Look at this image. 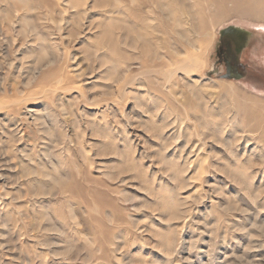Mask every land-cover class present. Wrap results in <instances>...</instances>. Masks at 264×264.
<instances>
[{
  "label": "rangeland",
  "instance_id": "374dc122",
  "mask_svg": "<svg viewBox=\"0 0 264 264\" xmlns=\"http://www.w3.org/2000/svg\"><path fill=\"white\" fill-rule=\"evenodd\" d=\"M96 1L0 0V264H264V20Z\"/></svg>",
  "mask_w": 264,
  "mask_h": 264
},
{
  "label": "bare ground",
  "instance_id": "6f19581e",
  "mask_svg": "<svg viewBox=\"0 0 264 264\" xmlns=\"http://www.w3.org/2000/svg\"><path fill=\"white\" fill-rule=\"evenodd\" d=\"M118 1L120 2H115L112 0H98V2L96 1L95 6L100 7L106 4L109 7L113 6L114 8H118V9L120 8L121 9L120 13L123 14V17H127V19L130 18V15H128L127 10L124 7H122L123 4L128 3V1L127 0H118ZM129 3L133 5H136L138 3L140 6L145 5L146 3L153 4L154 6L156 5L160 13L164 15L163 20L169 22L175 20V22H177L176 25H179L181 18L184 17L183 13L185 7L187 8L189 7L188 9L191 10L197 9L199 12L211 9L215 13V15L218 14L220 15V13L222 14L225 11H230L235 14H245L246 16L251 18L264 20V0H130ZM224 4H230L231 7L223 8L224 6L226 7V5ZM135 15H137L136 12ZM199 22H204V20L200 19ZM124 24L125 23L118 26L119 31H121L124 34H122L121 37L119 36L117 40L120 39L121 43L132 45L134 41V37H136L133 35L134 30H132V28L125 26ZM107 46H109L110 49L115 50L117 45H114L110 41ZM143 50L144 52L146 51L145 48H143ZM122 56L123 58H127L125 55H123V53ZM189 57L190 59L188 58L186 61L184 60L177 63L178 68H180L182 72L190 73L193 70V68L200 65L198 56L192 55L190 52ZM171 70L173 72L172 68ZM189 102H191V98L186 99V103L188 104ZM195 105H200V103H197ZM247 107L249 108V110L253 111L252 116L254 118H259L264 116L258 112V110L260 112L264 110V100L261 99L254 100L252 106L250 105ZM235 108H240V105L238 106L235 105ZM226 109L228 110V106L226 107ZM202 111L205 112L206 109L203 108Z\"/></svg>",
  "mask_w": 264,
  "mask_h": 264
},
{
  "label": "flooded vegetation",
  "instance_id": "af4514ba",
  "mask_svg": "<svg viewBox=\"0 0 264 264\" xmlns=\"http://www.w3.org/2000/svg\"><path fill=\"white\" fill-rule=\"evenodd\" d=\"M246 37V31L238 26H231L220 35L215 50L217 65L223 68L222 77L243 79L247 65H252L242 59Z\"/></svg>",
  "mask_w": 264,
  "mask_h": 264
},
{
  "label": "water",
  "instance_id": "95a60500",
  "mask_svg": "<svg viewBox=\"0 0 264 264\" xmlns=\"http://www.w3.org/2000/svg\"><path fill=\"white\" fill-rule=\"evenodd\" d=\"M223 78H225V79H231V77H229V76H224Z\"/></svg>",
  "mask_w": 264,
  "mask_h": 264
}]
</instances>
